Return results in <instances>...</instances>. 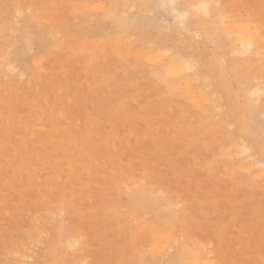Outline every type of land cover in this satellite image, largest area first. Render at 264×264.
<instances>
[{"label":"rangeland","instance_id":"rangeland-1","mask_svg":"<svg viewBox=\"0 0 264 264\" xmlns=\"http://www.w3.org/2000/svg\"><path fill=\"white\" fill-rule=\"evenodd\" d=\"M95 1H98L95 3H101V0ZM249 1L252 2L256 0ZM68 2H70V0H0V12L4 15V13L8 11L7 13L10 14V18H12L13 20L12 21L11 19H9V22H11L10 24H13L14 21H18L21 19L20 22L22 23H20L19 26H23L21 29L24 28L23 30L19 29L20 31H18L17 29H12L13 34L18 35L19 43L17 42L13 46L11 43L12 40L10 41L9 39H7L8 42L3 41L4 33L1 27H3L4 23L3 15H1L0 13V24L2 25L0 26V42H3L5 44V47L3 46L4 49H6L7 51L16 48L24 50L26 48L25 40L28 38L27 36L32 34L41 39L40 34L42 35L43 32H47L50 24H53L58 29L61 28L58 23L66 22L69 23L68 25H72L74 23V19H71V12L68 13L69 9L72 11L71 6H68V9L66 8V6L69 5ZM74 2L78 4L81 2V5H86V2H88V4L94 3L92 0H79L78 2L77 0H74ZM17 6L20 7L22 11V15L19 16V18L18 16L17 18H15L16 13L13 10V7ZM62 9L63 12H61ZM247 10L249 13H252L250 11H253L248 7ZM88 15H91V18L88 19V23L93 20L99 19V17H103L101 16V13L97 12V10L95 9L93 10V12H88ZM159 17L160 18L157 22L156 29H161L162 32L159 35L157 33V36L163 37L164 35H166V37L168 38H166L167 40L165 42L167 43V41L171 39L172 42L175 41V39L179 35V42H181L182 44H187L186 42L188 41V37L182 36L181 34H178L176 32L178 31V29H183L184 27L182 18L176 17V15L172 11L161 12L159 14ZM23 20H26V25L24 24L25 21ZM103 21V27H107L106 29L111 32V30L114 29L112 23L107 20ZM24 26L27 27L26 30ZM7 32L8 34H10L9 31ZM56 35L59 36V33H57ZM70 36H74V34ZM197 38L200 39L201 37ZM94 40L95 39H93V41ZM72 42L73 46H75V42ZM53 46L54 44L50 45L47 49H45L46 51L44 50V54H42L44 55L43 62L46 65V67L42 69V73L40 72V70L38 71L33 67L31 61L33 60V56L32 54H30L29 49L26 48L25 54L22 55H25V62L26 64L29 63L31 73L33 72L31 74V77H24L21 81H15L13 78L6 76L0 81V112H8V114L12 112V115L15 118L13 122L14 129L10 130L9 133L2 132L3 126L0 123V147H3V149L0 148V157L2 156L4 158V154H6L7 156L6 160L1 158L3 159V161H0V163L2 162L0 165H4L3 168L6 169L9 162L11 163V161L13 160V167L17 171H21L23 169L22 168L20 170L18 168L19 164L21 165L22 162H17V160H19V157L22 156V154H26L24 152L27 150L25 149V151L23 150L20 155H16L12 153L13 149L11 148L14 146V144H19L16 138L20 135H23V137H25L26 139L21 141L29 142L26 145L29 148V155L27 154V156L25 155L26 157L24 156V158L27 159L26 162L24 159L23 166L31 162L32 168H38V172H34L35 170L31 172L35 174L32 179H28L27 176L23 174V176L25 175L23 177V183H16V181L12 180L10 181L11 177L14 176L13 173L10 174V176L7 175L8 177L4 176L2 178V182H4L5 179L9 180L7 183H2L0 181V188L2 187L1 190H4L5 192L6 188L7 191L5 194H8V197H6L5 195V200H0V250L3 249V252H0V260H5L6 262L12 264H18L17 262L24 264L32 262L34 263L39 259L40 264H83L85 262V259H88L85 264H94L98 261L99 263L102 262L105 264H128L129 262L130 264H132L131 261L133 254H135L136 250H138L136 254L139 253L140 255L142 249L141 246L146 245L147 240L142 241L143 236L136 232V228H134L135 224H133L132 222L129 223L131 227H128V225L124 224V222L122 221H119L120 225H118L116 223V217L102 213L99 204L102 202V200V203H106V201L110 200L109 198L113 196L123 199L124 206H127L126 209H133L132 212L136 213L137 215L143 214L142 216H145L147 222H151L152 220L159 218V220L164 223V228L166 227L167 229H169L168 231H179L177 239L178 245L184 243V238L182 237L180 232H184L185 230H187L185 228L189 225V221L191 220V218L189 217H191L192 215V201L194 199H196V201H199L200 198L202 199L200 200L201 203H204V201L206 203V201H208L209 204H213V210H215L216 214H219L222 218H226L225 220H222L220 224L221 238L217 237L215 234H209L207 232V225L205 226V222L202 223V232L203 235L206 236L203 240L210 241V249H213L212 247H214L216 253V258L209 255L207 256L208 258H205L206 261H208L209 258L212 259L213 257V260L215 259L214 261H218L223 264H264V232L263 234L261 233L262 231H264V184L263 186H256L250 180L248 173L244 171L240 174L236 173L235 178V175H229L225 170L226 163L224 162V160H221L219 158L220 148L218 147V145H215L217 154L214 155V158L217 160L219 167H217L213 171L211 170L210 157L212 153L207 148L208 140L203 136H200L198 130H195V127L197 126L196 120L198 119V117H200L197 115V112L195 110H192L190 111L191 114L183 117L180 112L170 110V107L174 106L177 102L168 100V102L170 103L164 104L163 99L166 97V95L164 93L158 92L159 90H162L164 88L163 85L159 83L158 89L156 91H153L152 87L148 84L143 88V94L138 95L136 92L130 93L133 98L131 100L128 99L127 103L129 113L133 115L131 121L128 122L121 116V114H118V110L109 113L107 115V118L105 115L97 117L96 114L101 112V106L106 107L104 103H106L107 101L105 94L108 89L104 87L103 79L93 80L92 76L89 75L88 64L90 61L89 57L91 55L89 49L86 46H83V48H72L75 50H81L73 51L71 49L66 52L69 53L68 55L65 52L64 55V53L55 52V48ZM70 46L72 47L71 43ZM214 46V42L206 43V53H211ZM74 52L83 54L81 55V59L75 57ZM232 55H229L230 57L228 59V62L235 60L233 58L234 54ZM112 56L113 58L115 57V55L113 54ZM72 58L74 61H76H72ZM113 58H111L112 62L116 60L115 58L113 60ZM81 60L82 63H80ZM84 60L87 61V63H85ZM242 60L243 54L241 56V62H243ZM76 62H78L77 64H79V67L77 66ZM254 62L256 69V67H258L259 65L257 64V61ZM74 63L77 67L74 65ZM83 64L85 65V67ZM113 64L109 63V66L111 65L110 67H112L111 75L116 78L111 79L110 83L114 84L115 86H124L128 82V74L130 72L129 63L123 62V65L120 69H118L120 65L118 67H115ZM254 64L252 66H254ZM142 65L146 66V63L143 62ZM113 66L115 68H113ZM75 67L77 68V71H74V75L72 76L73 69ZM81 67L84 69H82ZM76 68L74 70H76ZM78 68L81 70H78ZM256 70L263 74L264 65L261 68L258 67V69ZM235 75L236 74H232L230 76L231 78L228 77L230 79V83L226 84H229V86L232 87V96H230L232 97L231 99L235 101L237 98H241V95L239 94L240 91L244 96H247V98L250 99L248 97L250 95H248L249 93L247 92L246 88H248L251 83L245 84L241 79L235 77ZM68 77L70 79L68 80V85L67 83L62 84L64 78ZM62 78L63 80L60 81V79ZM73 78H77L75 80L78 81L76 83V86L73 83ZM28 81H30L34 85L30 90H28L27 84L25 85V83ZM55 81L59 82L55 84ZM11 82H14L13 85L17 86L16 96H14L10 92L8 84ZM53 83L56 87H58L55 88V93L50 92V88H48L49 86H52ZM129 83L130 82H128V84ZM35 86L40 87L42 96L47 97L50 95L51 101L54 100L52 103H55L57 101L58 104H60L59 106H57L58 108L56 107V109L59 110L58 112H56L58 114L55 113V115H46L47 112L43 113V119L45 120L43 122L45 123V126L47 125L46 129H48L46 133L36 130V132L29 131L28 133H26V128L22 126L17 128V125L20 124L21 116L29 114L30 110L28 108L32 103L35 104V107L38 110L43 112L48 111L47 106L40 101V98L33 96L29 99L28 96L31 94V91L35 89ZM112 89L115 90L117 88ZM70 92H73V94H70ZM235 93H238L239 95L237 94L235 97ZM3 102H6V105L4 107ZM158 103V113L156 114L155 111H153V107ZM186 104L188 105V103ZM76 105L79 106L78 109L75 107ZM94 106H96L97 108L92 109ZM67 107L72 108L71 111L73 112H70ZM115 108L117 109V107ZM262 114L261 117L264 116V114ZM114 115L116 126L122 127V131H119V137L121 138V140L124 139L126 141L125 143L132 141L130 140L132 138L133 146H131L130 149L125 150L123 147L121 148L120 145L118 146L119 149L116 148L114 152H108L107 150V152H105V149L103 148L102 150L101 148V154H97V157H100L95 158L96 160H99H95L96 162H94L93 168L89 169L91 162H89V160H87L86 158V160L84 158H76V160H74L75 158H73V156L75 154L72 153L74 149L71 144H66L67 142H72L70 139H68L66 143L61 141L62 145L61 143H59L57 146L54 145V142L57 139L58 135H60L59 133L61 131L62 133L65 132V137L71 134H75V130H73V133H69V131L71 132L73 129L72 127L75 128L78 124L75 122L79 121H81V123H79L82 125L79 124L80 127L78 125L76 129H80L81 127H83V129L81 128L79 133L76 135L78 137H75L76 140H74V143L72 142L73 144H88L86 142L87 139L85 138V130L89 127V125L92 124H94V129L102 130L101 136L103 137L100 142L104 143L108 131H110V128H108L106 124L110 121V116ZM238 116L240 115L237 114V118L241 121L242 124L237 120V118H235L233 119V121L236 120V125H247V122L243 123L242 115L240 117ZM69 117H74V119H70ZM65 118L66 120H64ZM0 119L2 120L1 115ZM250 119L251 117H249L248 115L249 125H251ZM189 121H192V124H190ZM183 123H186V125H183ZM136 125H138V127L135 128L134 131L130 129L131 126ZM116 126L114 125V127ZM233 128L235 127L231 126L230 128H228V130H233ZM144 133L145 136L143 135ZM237 133L238 132H236V135ZM139 136H143V139L146 138V146L144 148L140 144L136 147L134 146L136 145ZM6 140H9L10 144L12 141L13 145L11 144V146L9 144L10 147L8 146L7 148H5L4 144L6 143H4V141ZM39 142H42L44 146L41 145L40 147ZM42 146L43 148L47 146V148L45 147V149L42 150ZM48 148L51 150L52 155L50 154V150ZM141 148L144 149V152ZM123 149L124 152H122ZM129 150L130 153L128 152ZM68 152L69 154L71 153L69 156L67 154ZM38 153L40 155V158L43 156V159L38 158L35 160V158L39 156ZM32 154L34 155V157ZM118 154H120V159L123 160H119L117 156ZM93 155H95V153H93ZM15 157H18V159ZM69 157L70 159L72 158L71 162L74 160L73 162L74 164H76L75 167L68 166L69 164L65 166V159ZM28 159H30V161H27ZM60 159H62L64 162ZM117 159L120 161V164H118ZM37 160H39L40 162H37ZM78 161L79 164L80 162L83 163L84 161L85 163H83V165H85L83 166L81 164L82 166L80 165V167H78L79 164L77 165V163H75ZM5 162L7 166L5 165ZM123 166H125L126 168H124ZM74 173H76L75 175H78L75 176ZM58 174L60 175V179L58 178ZM134 180L135 182H137V185L129 184L130 181ZM10 182L13 183L11 184ZM9 183L14 186L11 190L7 189L8 187H12ZM49 188L51 189V192H49ZM71 191H73V193ZM10 193L13 195H11ZM71 193L72 195H69ZM59 195L61 196L59 197ZM101 198L103 199L101 200ZM47 201L49 203H52L51 205H54V203L56 205L57 203V205L61 206L63 203L66 211L64 212L65 214L63 213L60 216L62 219V223H57L54 225L51 224L50 226L45 224L43 220H41L40 223H44L45 225H41L39 222L36 223V220H38V218H42V216L45 217L44 215L47 214L44 211V205L47 204ZM144 212L146 215L144 214ZM39 214H41L40 217L37 216ZM60 217L54 218V221H57L58 219H60ZM186 219H189L188 222ZM66 220L67 222H65ZM234 220L237 221L238 224L236 223V225H234L235 223L232 222ZM71 221L75 223L79 222V227L77 228L76 232H78L79 234L86 233V236L84 239L85 241L81 244L80 247L68 249L65 246L64 241L67 237L69 229L71 228ZM233 225L239 228V230L233 229ZM260 225L261 227H259ZM189 226L187 228H189ZM119 227L122 228L121 231L118 230ZM173 227L175 229H173ZM31 230H33L32 232L39 231L42 233L45 231L47 232L48 230L51 233V241L48 248H46L48 249L49 255L46 252V254L44 252H41L39 256L40 258L36 257L35 259V257L32 256V252H36L37 250V247H35L37 246V244L35 245L34 243H31L33 242V240L30 239V236L27 240L28 235L31 233ZM202 232L200 234H202ZM47 237L48 236L45 233L44 238L46 239ZM216 238H218V240H216ZM19 239L20 242L23 243V245L20 244ZM182 240L183 242H180ZM212 240H216L217 242H213ZM15 241H17L16 243L19 242L17 244L19 247L20 245H22L20 248L25 247L24 242H26V248H29V251H27V249L26 252H28L29 254L31 252L32 255L26 253L27 255H29H25L27 257L26 259L24 256L25 250L21 249L23 256L20 257V259L22 261H20V259H16L15 257L8 256V252L5 251V249H8V246L10 247L9 251L18 250V252H20L19 249L13 246ZM16 243L14 245H16ZM29 244H32L33 247ZM46 245L47 243L43 241V243L41 242L40 246L46 247ZM59 248L61 251L59 250ZM171 250L172 254L175 249L173 248ZM55 251H57V253ZM59 251L61 252L60 254H58ZM80 251L82 252V257L83 255H87L89 257L85 258L84 262L82 260H79V262L75 260V255L80 254ZM84 251H87L88 254H84ZM185 251V260L182 264H202L201 262L197 261V257H200L201 254L193 246L188 245L185 248ZM166 254L167 252L163 254L162 257L164 258L159 257V261L161 262V264H172L171 254ZM97 255L102 256V259L99 258L100 256L97 258ZM3 256L6 258H4ZM30 256L33 257V259L28 260ZM128 258L131 259V261H129ZM50 259L51 261L48 262ZM124 259H127L128 262L123 263Z\"/></svg>","mask_w":264,"mask_h":264},{"label":"bare ground","instance_id":"bare-ground-1","mask_svg":"<svg viewBox=\"0 0 264 264\" xmlns=\"http://www.w3.org/2000/svg\"><path fill=\"white\" fill-rule=\"evenodd\" d=\"M78 1L79 0H77V2ZM92 1L94 3L89 2L90 4H88V2H86V5L83 4L81 5L80 4L81 2L78 4L74 2V0H70V2H68L69 5H67L66 8L68 9V6H71L72 8V11L69 9L68 12V13L71 12L70 13L72 16V17L70 16L71 19H74V23L72 25H68L69 23L66 22L58 23L61 26V28L58 29L53 24H50L48 31L43 32L42 35L40 34L41 39L37 38L32 34L27 36L28 38L25 40L26 48L29 49L30 54H32L33 56V60H31L33 67L38 71L40 70L41 73L43 72L42 69L45 68L46 65L43 62L44 55L42 54H44L43 53L44 50L47 49L52 44H54L53 47L55 48V52H59V53H64V52L66 53L72 48H83V46L84 47L86 46L91 53L89 57L90 61L88 64L89 75L92 76L93 80L103 79V85L105 88L108 89V91L105 94L107 101L104 104L106 107L101 106L100 108L101 112L97 113L96 116L101 117L105 115L107 118V115L109 113L118 110V114H121V116L124 119H126L128 122L131 121L133 117V115L129 113L128 103H127L128 99L131 100L133 98L130 95V93L136 92L138 95H141L143 94V88L148 84L149 86L152 87L153 91H156L158 89L159 83H161L164 88L162 90H159L158 92L164 93L166 95V97L163 99L164 104L165 103L169 104L170 102H168V100L177 102L174 106L170 107V110L180 112V114L183 117L188 116L189 114H191L190 111L195 110L197 112V115L200 116V117L197 116L198 119L196 120L197 126L195 127V130H198L200 136H203L208 140L207 148L212 153L210 157L211 170L213 171L214 169L219 167L217 160L214 158V155L217 154V151L215 150V145H218V147L220 148L219 158L221 160H224V162L226 163L225 170L229 175L234 176L236 173L240 174L244 171L248 173L250 180L256 186H263L264 184V138H263L264 116L261 117V114L262 113L264 114V73L261 74L256 69H258V67L261 68L264 65V0H256L252 2L249 0H237V1L236 0H101V3H95L98 2L95 0ZM247 7L253 10L250 11L252 13L248 12ZM94 9L97 10V12H100L101 16L103 17L102 18L99 17V19L93 20L88 23V19L91 18V15H88V12H93ZM13 10L16 13L15 18H17V16L19 18V16L22 15V11L20 7L18 6L13 7ZM164 11H172L176 15V17L182 18V23L184 24V27L183 29H178V31L176 32L178 34H181L182 36L188 37V41L186 42L187 44H182L181 42H179L178 40L179 35L173 42L171 41L172 39L168 40L167 41L168 44L165 42L167 40L166 38H168L166 37V35H164L163 37L157 36V33L159 35L162 32L161 29H156L157 22L159 21L160 18L159 14ZM7 12H5L6 14L4 13V15L0 12L1 15H3V23H4L3 27H1L4 33L3 35L4 40L3 39L2 40L6 42H8L7 39H9L10 41L12 40L11 43L14 46V44H16L19 41V37L18 35L13 34L12 29L13 30L17 29L18 31H20L19 29H21L23 26L22 27L19 26V24L22 23L20 22L21 19L18 21H14L13 24H10L11 22H9V19L12 20V18H10L11 16ZM61 12H63V9ZM103 20H107L112 23L114 29L111 30V32L106 29L107 27L106 28L103 27V22H104ZM23 21H25L24 22L25 24L26 20ZM0 26L2 25L0 24ZM26 28L27 27H25V30ZM7 31H9L10 34H8ZM57 33H59V36L56 35ZM71 33L74 34V36H70L72 35ZM197 37H201V38L198 39ZM93 39L95 40L93 41ZM72 41L75 42V46H73ZM208 42L215 43V46L213 47V51L211 53H206V43ZM2 43L3 42H0V81L6 76L13 78L15 81H21L24 77H31V74L33 72L31 73V70L29 68V63L26 64L25 62L26 60L25 55H22L25 54L26 48L24 50L16 48L7 51L6 49H4L5 44ZM70 43L72 47L70 46ZM72 50L74 51L75 49ZM66 54L68 55L69 53ZM112 54L115 55L114 58L116 60L114 62L111 61L112 60L111 58H113ZM232 54H234L233 58L235 60L228 62V59ZM242 54H243V60H242L243 62H241ZM81 55L83 54L74 52V56L77 57L78 59H81ZM72 61H74L73 58ZM254 61H257L258 62L257 64L259 65V66L257 65L258 67H256V69H255ZM78 62H76V64ZM123 62L129 63L130 72L128 74V82L130 83L128 84L127 82L128 85L125 84L124 86L121 85L115 86L114 84L110 83L111 79H115L116 77H113L111 75L112 67H110L111 65L109 66V63L111 64L114 63L113 65L115 67L116 66L118 67L120 65L118 67V69H120L123 65ZM143 62L146 63V66L142 65ZM80 63H82V60ZM85 63H87V61H85ZM252 63L254 64V66H252L253 65ZM76 64L74 63L75 66ZM78 65L79 64H77V66ZM114 66L113 68H115ZM74 69L72 76L74 75V71L75 72L77 71V68L76 70ZM252 69H254L255 71ZM78 70L81 69L78 68ZM232 74H236L235 77L241 79L245 84L251 83L248 86V88H246L247 92L249 93L248 95H250L248 96L250 99H248L247 96H244L241 91H240L241 93L239 92L241 98H237V99L235 98L236 99L235 101L231 99L232 97L230 96H232L231 94L232 87H230L229 84L228 85L226 84L230 83V79L228 77H230ZM73 79H74L73 83L76 86V83L78 81L75 80L77 78L76 79L73 78ZM62 80L63 78L60 79V81ZM68 80H70L69 77L64 78L62 84L67 83L68 85ZM58 82L59 81H55L54 83L56 84ZM13 83L14 82H11L8 85L10 88V92L14 96H16L17 86L13 85ZM54 83L52 84V86H49L48 88H50V92L55 93L56 92L55 88L58 87H56ZM26 84L28 86V90H30L34 86L30 81L26 82L25 85ZM112 88H117V89L113 90ZM70 94H73V92H70ZM237 94L236 93L234 94L235 97ZM33 96L40 98V101L47 106L48 111H44V112L40 111L35 107V104L32 103L28 108L30 110L29 114L25 116H21L20 124L17 125V128L21 126L26 128V133L35 130L43 131L44 133H46L48 129H46L47 125L45 126L44 125L45 123L43 122L45 121L43 119L44 118L43 113L47 112L46 115L49 114L55 115V113L59 111L56 109V107L59 106L60 104H58L57 101L55 103H52L54 100L51 101L50 95L47 97L42 96L40 92V87L38 86H35V89L31 91V94L28 97L30 99ZM186 103H188V105ZM5 105L6 102H3V107ZM158 105L159 103L153 107V111H155L156 114L158 113L157 112ZM75 107L77 109L79 108L78 105H76ZM115 107H117V109ZM67 108L69 109L70 112H73L71 111L72 108L69 107ZM95 108L97 107L94 106L92 109ZM237 114H239L240 116L242 115V121L243 123L247 122V125L246 124L244 126L236 125L235 123L236 120L233 121V119L237 118ZM0 115L2 118V120L0 119V123L3 126L2 132L9 133L10 130L14 129L13 122L15 118L13 117L12 112L8 114V112L1 111ZM248 115L249 117H251L250 119L251 125H249L248 123ZM110 117H111L110 121L107 122L106 124V126L110 128V131H108L104 143L100 142V140L103 137L101 136L102 130L94 129L93 127L94 124H92L89 125V127L85 130V138L87 139L86 142L88 144H83V143H80V145L78 143L73 144L74 140H76L75 137H78L76 135L79 133L81 128L83 129V127H81L80 129H76L77 126L81 123V121H79L80 123L75 122L78 124L76 125L75 128L72 127L73 129L71 132L69 131V133H73V130H75V134H71V135L67 134L69 136L65 137V132L62 133L61 131L59 133L60 135H58L57 139L55 140L54 145L57 146L59 143H61V141L66 143L67 140L70 139L73 143L67 142L66 144L69 145L71 144V146L73 147L74 150L72 151V153L75 154L74 156H76V157L73 156V158H75L74 160H76V158L77 159L86 158L87 160H89V162H91L89 166V169H91L94 166V162L99 160V159L96 160L95 158L97 157V154L99 155L101 154L100 152L101 148L102 150L104 148L105 152L107 151L114 152L116 148L119 149L118 146L120 145L121 148L123 147L125 150L130 149L131 146H133L132 143L133 139L131 137L130 140L132 141L127 143H125L126 141L124 139L121 140V138L119 137V131L121 130L122 127L116 126L115 115ZM71 118L74 119V117ZM64 120H66V118ZM237 120L241 123V121L238 118ZM189 123L192 124V121H189ZM114 125L116 127H114ZM183 125H186V123H183ZM231 126L232 127L234 126L235 128H233V130H228V128H230ZM137 127L138 125L131 126L130 129L134 131V129ZM235 130L236 132H238L237 135ZM143 135L145 136V133ZM24 139L26 138L23 137V135L18 136L16 140L18 141L19 144L17 145L14 144V146L11 147L13 149L12 153L16 155H20L23 152V150L25 151V149L27 150L24 152L26 154L24 155L22 154L23 157L20 156L19 160H17V162L18 161L22 162L21 165L19 164L18 168L20 170L22 168L23 169L21 171H17L13 167L14 165L13 164L14 162L12 163L13 160L11 161V163L9 162L8 166L6 165L5 162V165L7 166L6 169L3 168L4 165L3 166L0 165V181L4 176L7 175L10 176V174L13 173L14 176L11 177L10 181L12 180V181H16V183L17 182L23 183V177L25 175L27 176L28 179H32L35 174L31 172H33V170H35L34 172H38L37 171L38 168H32L31 162L23 166L25 159L24 156L25 155L27 156V154L29 155L28 152L29 148L28 146H26L29 142L21 141ZM145 139L146 138L143 139V136H139V139L136 145L134 146L136 147L137 145L140 144L144 148L146 146ZM96 140L100 143H98ZM4 143H6L4 145L5 148H7L8 146L10 147L12 141L11 144L9 140L4 141ZM39 144L40 147L41 145H43L42 142H39ZM43 146H42V150H44L45 147L47 148V146H45L44 148ZM0 148L3 149V147ZM124 149L122 152H124ZM142 151L144 152V149H142ZM128 152L130 153V150ZM93 153H95V155H93ZM50 154L52 155L51 150H50ZM67 154L69 156L71 153L69 154L68 152ZM120 154H118L117 156L119 160H123L120 159L119 156ZM42 157L40 158L39 155L38 157L35 158V160L38 158L43 159ZM1 158L3 157L2 156L0 157V161H3V159L6 160L7 159L6 154H4L3 159ZM15 158L18 159V157ZM67 159L69 161L70 157ZM67 159H65L66 160L65 166L69 164L68 166L75 167L76 164H74L73 162L74 160L71 162L72 160L71 158L70 161L68 162ZM119 160H118V164H120ZM27 161H30V159H28ZM38 161L39 160H37V162ZM84 161L83 163L86 162ZM75 163H77L78 165L79 161ZM83 163L80 162L78 167H80L81 164L83 165ZM125 166L123 167L126 168ZM23 174L25 175L23 176ZM75 174L76 173H74V175ZM235 177L236 175L234 176V178ZM58 178L60 179V175ZM8 181L9 180L5 179L4 182L2 181L1 182L7 183ZM10 183L12 184L13 182ZM129 184L137 185V182H135L134 180V181H130ZM13 187L14 186L8 187L7 189L11 190ZM1 188H0V200L2 199L5 200V198L8 197V194H5L7 190L5 188V192H4V190H1ZM49 190H50L49 192H51L50 188ZM71 192L73 193V191ZM72 193L69 195H72ZM60 196L61 195H59V197ZM102 199L103 198H101V200ZM109 199L110 200H107L106 203H102L103 202L102 200V202L99 204L102 213L116 217L117 218L116 223L118 225H120L119 221H122L124 222V224L128 225V227H131L129 223L132 222L133 224H135L134 228H136V232L143 236L142 241L147 240V244L141 246L142 249L140 255L139 253L136 254V252H138V250H136L135 254H133L132 261L131 259L128 258L132 264H161V262L159 261V257H162L163 254L166 252L167 254L170 255L172 251L171 249L173 248L175 249V251L171 254V258H172L171 263L182 264L185 260V252H186L185 248L188 245L193 246L201 254L200 257H197V261L201 262L202 264H223L221 262L214 261L215 259L213 260V257L216 258L215 249L214 247H212L213 249H210L211 248V246L209 245L211 244L210 241L203 240L205 239L204 237L206 236L203 235L202 232V228H201L202 223L205 222L204 223L205 226L207 225V229H208L207 232L209 234L212 233L215 234L217 237H220V233H221L220 224L222 220H225L226 218V217L222 218L220 217L219 214H216L215 210H213L214 208L212 203L209 204L208 201H206V203L205 201L204 203H201L200 202V200H202L201 198L199 201L198 200L196 201V199L192 201L193 203L191 206L192 215L191 217H189L191 218V220L189 221L190 226L188 225L189 228H187L188 226H186L185 229L187 230H185L184 232H180V234L184 238V243L178 245L177 239H178L179 231L178 232L177 230H174L173 232L168 231L169 229H167L166 227L164 228L163 225L164 223H162V221L159 220V218L152 220L151 222H147L145 216H142L143 214L137 215L136 213L132 212L133 209L132 210L126 209L127 206H124L123 203L124 200L121 198L112 196ZM48 203L49 202L47 201V204L44 205V211L47 213L46 215H44L45 217L42 216L41 218L40 217L41 214H39L37 216H39L40 218L36 220L37 222L35 220L34 221L36 223L38 222L40 223V221L43 220L45 224L49 226L51 224L54 225L57 223H62V219L60 216L66 211V208L64 207L63 203L61 206L57 205V203L56 205L54 203L55 206L51 205L52 203L49 204ZM58 217H60V219H58L57 221L55 220L56 221L55 222L54 218H58ZM65 222H67V220ZM232 222L235 223L234 225H236V223L238 224V222L235 220ZM78 223L71 221V225H70L71 228L69 229L67 237L65 238L64 241L65 246L68 249L80 247L81 244L85 241L84 239L86 233H84L85 234L84 235L83 233L79 234L78 232H76L77 228L79 227ZM234 225H233V229L239 230V228L235 227ZM259 227H261V225ZM121 229L122 228L119 227L118 230L121 231ZM173 229L175 228L173 227ZM32 231L33 230L30 231L31 233L29 232L30 234L28 235L27 240L29 239L30 236V239L33 240V242L31 243H34L35 245L37 244V246L34 245L35 247H37L36 252L33 251L32 252L33 255L30 252V254L34 256L36 259V257L40 258L39 256L41 252L44 253L46 252L48 254V249L46 248H48L50 244L51 233L48 230L47 232L45 231L43 233L39 231L38 232H32ZM201 232L202 234H200ZM263 232L264 231H262L261 233L263 234ZM45 233L48 236L46 239L44 238ZM216 240H218V238H216ZM216 240L215 241L212 240V241L217 242ZM43 241L47 243L46 247L40 246L41 242L43 243ZM16 242L17 241H15V243ZM180 242H183V240ZM18 243H16V245ZM14 244L13 246L19 249L20 252H18V250H16L17 252L14 250L9 251L10 247L8 246V249H5V251L8 252L7 254L8 256L10 257L12 256L15 257L16 259H20V257L23 256L21 252L22 250H25L24 256L30 255L28 252H26L27 249H28L27 251H29V248H26L27 247L26 242H24L25 247L23 248H20L23 245V243L21 242L20 244L22 245L19 244L20 247ZM29 245L33 247L32 244ZM60 251L58 252V254L61 253ZM87 251L86 252L84 251L83 253L88 254ZM0 252H3V249H1ZM55 252L57 253V251ZM26 253H28L29 255H27ZM209 255L213 257L212 259L209 258V260L206 261L205 258H208L207 256ZM26 256L25 258L27 259ZM99 256L100 255H97L96 257L98 258ZM75 258H76L75 260L78 262L79 260H82L84 262V259L89 257L87 255L86 256L83 255L82 257V252L80 251V254L75 255ZM99 258L102 259V256H100ZM29 259H33V257L30 256L28 260ZM20 261L22 260L20 259ZM50 261L51 259L48 262ZM86 261H88V259L87 260L85 259V262ZM85 262L83 264H85ZM125 262H128V260L124 259L123 263ZM17 263L19 264L20 262ZM0 264H12V263H8L5 260L3 261L0 260ZM20 264H24V263H20ZM26 264H40V259L36 260L34 263L32 262ZM94 264H105V263L102 262L99 263L98 261L97 263ZM128 264H130V262Z\"/></svg>","mask_w":264,"mask_h":264}]
</instances>
